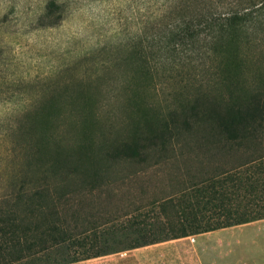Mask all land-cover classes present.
Returning <instances> with one entry per match:
<instances>
[{"label":"rangeland","instance_id":"1","mask_svg":"<svg viewBox=\"0 0 264 264\" xmlns=\"http://www.w3.org/2000/svg\"><path fill=\"white\" fill-rule=\"evenodd\" d=\"M260 3L264 0H0V195L11 181L40 180L38 167L51 152L80 148L86 141L82 135L98 144L145 115L163 117L196 87L219 91L226 99L229 88L216 85L221 73L214 56L199 53L196 60L189 46L180 54L173 51L168 30L253 8L254 27L246 35L250 46L241 49L244 62L229 74L242 99L264 89ZM36 150L41 155L36 157ZM255 150L253 145L245 153L255 155ZM239 157L238 152L224 157L212 151L205 156V170L213 172L218 162L232 164ZM177 167L200 168L194 160L168 162L127 177L133 169L122 167V175L105 178L107 186L92 195L83 189L71 204H79L82 217L93 219L126 211L136 199L168 191ZM254 178H260L255 168ZM262 187L260 178L255 196L264 195ZM135 238L128 236V241ZM59 255L51 251L47 258L39 255L19 264H41L34 259ZM71 264L117 263L89 259Z\"/></svg>","mask_w":264,"mask_h":264},{"label":"trees","instance_id":"2","mask_svg":"<svg viewBox=\"0 0 264 264\" xmlns=\"http://www.w3.org/2000/svg\"><path fill=\"white\" fill-rule=\"evenodd\" d=\"M257 11L263 24L264 3ZM253 14V8L230 11L167 32L173 51L180 54L189 46L196 60L199 53L214 56L213 65L221 73L216 85L229 88L226 99L219 91L196 87L163 117L145 115L137 125L98 144L82 135L86 141L80 148L52 151L38 167L40 180L9 182L0 195V264L47 258L51 251L60 255L34 260L71 264L264 219V195H254V184L264 181V89L242 99L229 74L244 62L240 51L250 46L246 35L254 27ZM253 145L259 152L247 156L245 151ZM212 151L224 157L238 152L241 157L232 164L218 162L210 172L205 170V156ZM35 154L41 155V150ZM192 160L200 166L197 171L177 167L168 191L136 199L126 211L93 219L82 217L79 204H71L82 197L83 189L92 195L107 186L105 178L122 175V167L132 168L126 176L135 177L159 164ZM254 168L260 178H254ZM259 190L263 193L264 187ZM131 235L137 239L128 241Z\"/></svg>","mask_w":264,"mask_h":264},{"label":"crops","instance_id":"3","mask_svg":"<svg viewBox=\"0 0 264 264\" xmlns=\"http://www.w3.org/2000/svg\"><path fill=\"white\" fill-rule=\"evenodd\" d=\"M91 259L117 264H264V219Z\"/></svg>","mask_w":264,"mask_h":264}]
</instances>
